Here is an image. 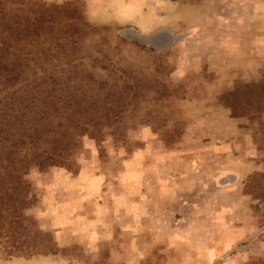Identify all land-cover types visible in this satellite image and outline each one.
Returning a JSON list of instances; mask_svg holds the SVG:
<instances>
[{"label": "rangeland", "instance_id": "1", "mask_svg": "<svg viewBox=\"0 0 264 264\" xmlns=\"http://www.w3.org/2000/svg\"><path fill=\"white\" fill-rule=\"evenodd\" d=\"M43 1L95 28L0 69L1 104L39 83L20 223L54 249L0 230V264H264V0Z\"/></svg>", "mask_w": 264, "mask_h": 264}, {"label": "trees", "instance_id": "2", "mask_svg": "<svg viewBox=\"0 0 264 264\" xmlns=\"http://www.w3.org/2000/svg\"><path fill=\"white\" fill-rule=\"evenodd\" d=\"M66 5L49 4L43 0H0V69L8 74L4 79L6 83L14 84L21 73L29 71L30 62H37L41 56L48 60L54 51L68 52L69 46L76 41L75 36L85 32L87 28H95L82 14L77 15L75 7L71 10ZM64 14L67 19L75 18L80 28L68 23L63 30L61 17ZM43 78H51L52 83L55 82L50 73ZM37 84L39 83L25 87L16 96L14 93L20 90H15L6 98V102L0 103V136L8 138L10 142L8 146L0 147V205L3 206V209L0 208V230L4 231L3 235L11 243L8 256L29 257L54 253L50 245H37L33 236L24 233L20 223L23 216L20 202L25 198L22 190L25 181L22 177L26 171L23 169L24 161H19L16 147L27 143V138L28 142L36 144L41 135L39 128L40 124L43 126L44 120L37 111L38 102L35 100L34 103H29L30 97L36 96L34 91ZM27 130L30 132L26 133V138L24 133ZM6 132L8 135L5 137Z\"/></svg>", "mask_w": 264, "mask_h": 264}, {"label": "bare ground", "instance_id": "3", "mask_svg": "<svg viewBox=\"0 0 264 264\" xmlns=\"http://www.w3.org/2000/svg\"><path fill=\"white\" fill-rule=\"evenodd\" d=\"M17 264V263H16Z\"/></svg>", "mask_w": 264, "mask_h": 264}]
</instances>
